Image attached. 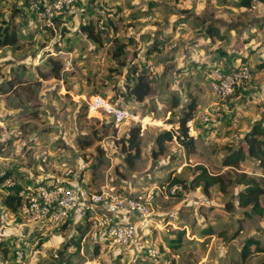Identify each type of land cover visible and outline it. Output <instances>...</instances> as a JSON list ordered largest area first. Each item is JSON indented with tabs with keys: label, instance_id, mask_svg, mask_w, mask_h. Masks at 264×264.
Segmentation results:
<instances>
[{
	"label": "rangeland",
	"instance_id": "obj_1",
	"mask_svg": "<svg viewBox=\"0 0 264 264\" xmlns=\"http://www.w3.org/2000/svg\"><path fill=\"white\" fill-rule=\"evenodd\" d=\"M28 1L0 0V25L18 36L17 47L0 48V175L15 168L31 187L48 192L108 187L142 199L160 193L152 194L148 214L116 217L136 226L132 240L118 244L104 234L95 218L101 211L90 204L56 222L11 213L1 202L6 181L0 185V264H46L60 250L62 264H264V249L254 245L241 259L249 238L264 248V197L261 214L237 199L240 175L261 181L263 170L252 158L236 168L222 165L264 118V68L256 67L264 60V0L250 6L239 0H76L51 16L48 0L33 1L36 11ZM88 21L96 42L80 27ZM207 25L219 35L209 37ZM48 58L60 65L58 77ZM241 66L248 76L233 79ZM140 68L151 92L137 102L125 87ZM226 80L231 91L215 93L211 84ZM96 96L122 102L139 121L114 128L92 104ZM189 101L193 148L173 137L158 153L156 135L177 132L180 107ZM134 126L139 155L129 163L123 148ZM197 165L223 176V188L189 184ZM176 176L187 187L170 192L167 178ZM179 232L181 243L171 249L166 241ZM75 242L79 249L72 253Z\"/></svg>",
	"mask_w": 264,
	"mask_h": 264
},
{
	"label": "trees",
	"instance_id": "obj_2",
	"mask_svg": "<svg viewBox=\"0 0 264 264\" xmlns=\"http://www.w3.org/2000/svg\"><path fill=\"white\" fill-rule=\"evenodd\" d=\"M35 1V0H33ZM28 4L30 5L29 1ZM251 0H239V5L242 6H250ZM41 6V3L39 4ZM39 10V7H38ZM52 20L55 17L51 18ZM81 29L87 34L89 38L93 41H98L97 31L91 22H87L82 24ZM205 33L209 37L217 36L218 31L211 25H207L204 27ZM8 45V46H18V36L17 32L9 26H1L0 25V48ZM118 49H122L118 47ZM50 61L49 66L54 72V76L58 77V73L60 70V65L57 64V68L54 65L56 63L52 60V58H48ZM257 69L264 68V60H261L256 65ZM55 68V69H54ZM225 73H231L232 70L226 68ZM134 71V80L131 85L126 82L125 93L129 98L134 99L137 102L143 101L151 92V80L148 77L147 71L140 68L138 72ZM178 105V99L175 100V106ZM194 103L193 101H189L187 104L180 107L178 114V130L177 132H173L171 130H162L155 137V143L158 147V153H161V148L163 147L164 141H170L175 138V140L182 145L187 151L193 148L194 141L192 136L188 134L187 122L193 119L194 116ZM139 128L138 126H134L130 129L128 137L126 138V146H124V150L126 152V158L129 163H131L135 158L139 155V145H138V135ZM133 151V152H131ZM245 158H252L257 160V165L262 168L263 175L261 176V181H257L253 178H249L245 175H240L239 182L243 184L244 188L238 192V203L243 208L250 206L251 211L261 214L262 208L259 205V200L263 196L264 197V118L255 121L250 129L243 136V143L239 144L235 149L229 150L223 160L222 165L227 167L236 168L240 161ZM9 181V185H7L5 189V193L2 197V205L11 213H17L20 211L21 205L23 203V192H26V186L29 185V182L26 181V178L23 176L22 172L15 169L10 168L5 170L0 175V185L4 182ZM168 188L170 189L173 185H180L182 187H187L186 182L179 177H168L167 178ZM192 185L201 186L204 191H207L212 186L218 185V187L223 188V176L220 174H211L209 171L201 166H195V174L191 179L190 183ZM180 234L174 236L173 238H168L166 241V245L171 249L176 248L181 243V232ZM254 245L255 250H262L264 248H259L258 242L252 238L246 240V246L243 248L241 252V259L244 260L246 256L249 254V247ZM79 249V243L75 242V250L72 253H77ZM72 253L66 254V258H70ZM63 251L60 250L58 254L46 264H62L63 259ZM67 261V260H66Z\"/></svg>",
	"mask_w": 264,
	"mask_h": 264
},
{
	"label": "built area",
	"instance_id": "obj_3",
	"mask_svg": "<svg viewBox=\"0 0 264 264\" xmlns=\"http://www.w3.org/2000/svg\"><path fill=\"white\" fill-rule=\"evenodd\" d=\"M48 1V5H46L44 1V6L46 7L45 10L47 15L51 16L53 11L68 7L76 0ZM29 3L31 10L36 11L38 9L35 3L32 5L33 0H29ZM248 71L246 66H241L238 74H235L232 78L247 77ZM232 78L230 79L232 80ZM211 86L213 91L219 95H225L231 91L228 80L221 83H212ZM92 104L103 108L109 115L111 124L114 128L118 129L129 121H139V114L135 110L126 107L122 102L109 103L96 96L93 98ZM204 119L207 120V117H204ZM180 188V185H173L169 190L170 192H175L180 190ZM25 189L26 192L22 191L23 203L20 211L29 219L56 222L77 210L80 203L86 205L90 204L101 211L95 218L98 224L104 227V234L118 244H126L132 240L136 226L129 221L116 220V217L120 214L127 213H139L140 215L148 214V205L152 198V194L158 195L160 193L159 191H151L152 194L142 199L141 197L115 193L108 187H103L99 191L89 194L73 188H58L57 190L48 192L42 187L37 189L28 185ZM54 201L57 205L52 204Z\"/></svg>",
	"mask_w": 264,
	"mask_h": 264
}]
</instances>
